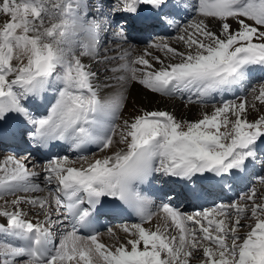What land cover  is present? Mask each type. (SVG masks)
Returning <instances> with one entry per match:
<instances>
[{
  "label": "snow or ice",
  "instance_id": "6c2138e0",
  "mask_svg": "<svg viewBox=\"0 0 264 264\" xmlns=\"http://www.w3.org/2000/svg\"><path fill=\"white\" fill-rule=\"evenodd\" d=\"M49 3L0 0V12L8 17L0 24V136L20 133L38 148L53 141L66 142L76 151L86 145H97L100 152L114 144L125 147L91 160L84 155L77 160L54 155L42 165L33 163L31 170L30 155L8 156L0 162V200L14 197L0 205V217L6 219V224L0 223V264H191L193 260L264 264V196L258 202L255 187L235 202L192 214L172 206L167 193L154 213L152 202L140 191V185L157 178H176L197 198L206 191L205 184L231 190L264 154V115L250 122L245 118L246 100H224L196 121L177 120L167 111H142L131 120L123 119L122 125L116 123L121 120L124 93L101 99L94 83L98 72L81 59L98 52L95 24L80 25L89 42L81 45L77 56L62 45L77 25L80 0H57L52 9ZM139 5L149 6L155 23L165 29L189 8L200 17L217 20L220 27L214 31L203 20L188 24L178 37L185 50L153 44L165 55L152 56V62L148 53L114 57L125 63L110 70L128 73L119 80L138 82L164 96L186 94L189 102L194 98L203 102L213 94L243 87L255 72L264 71V0H195L188 5L118 0L117 10L138 13ZM53 9L59 12V22L45 26V16L51 21L56 14ZM229 19L236 22L235 28ZM258 92L255 100L264 104V84ZM48 93L54 94L52 100ZM29 102L43 105L46 114H35ZM10 121L14 126L5 127ZM77 162L79 167L74 166ZM37 167L43 171V186L34 182L41 175ZM258 182L264 185V175ZM22 203L44 218L35 223L26 219ZM121 204L131 208L140 222L124 225L125 242L109 248L98 240L93 220ZM160 213L163 224L154 229L144 226ZM242 219L254 224H242ZM66 223L70 230L62 231L57 245L52 229ZM243 228L250 230L241 235ZM82 229L88 234H80Z\"/></svg>",
  "mask_w": 264,
  "mask_h": 264
},
{
  "label": "bare ground",
  "instance_id": "6f19581e",
  "mask_svg": "<svg viewBox=\"0 0 264 264\" xmlns=\"http://www.w3.org/2000/svg\"><path fill=\"white\" fill-rule=\"evenodd\" d=\"M101 1H102L103 4H105V6H108V7L103 8V6H100L99 7L101 9L100 15H104L105 16V14H110V15L113 14L116 17L119 16L118 15V10H117V7H116V5L118 3L117 1H116V3L108 1V0H101ZM193 1L194 0H170L169 2H173V3H177L178 2V3H181V4L188 5V4L193 3ZM87 4H90V6L98 5L96 0L95 1L89 0L87 2ZM48 7L51 8L52 5H50V3H49ZM73 7L76 8V5L74 4ZM139 7L142 10H147V9L150 8L147 5H139L138 8ZM53 11H54V9H53ZM181 13H182L184 19H187V21L189 20V18L191 16H193V13H194V15L196 14L190 8L188 9L187 12L181 11ZM91 14H90V8H88L86 6V4L84 3L83 0H80V6L78 8H76V16L78 17L77 25L72 31V34H74L75 37L73 39H69L68 43L63 45V47L65 49L71 48L75 52V54L77 56L80 55V52L82 50L81 49V45L84 44V43H88L89 42V37H88L87 33L84 32L82 30V28L80 27L81 24L87 26L88 24H93L94 23L95 26H97V23H98V27L100 29L101 26H102V23H103L104 29H103L102 33L103 32L104 33L101 35V38H103V40L106 39V38H107V40L110 39V38H116L118 40H121V42H119L116 46L115 45L114 46L110 45L111 48L110 47L107 48V47H104L105 46L104 42L103 41L100 42L101 40H98V38H97V49H98V52L94 53L91 56L81 57L82 61L86 65H90L92 67V70H93V68H97L99 73L104 75L101 78V80L99 81V86H97L101 99H104V98H106L109 95L115 94L118 91L124 93L125 101H124V107H123L122 112H121V120H118L116 123L122 125L123 119L131 120L135 115L140 114L142 111H167L170 114L174 115L177 119L179 118V120H180V118L182 119V117L187 116L188 114H193L194 109L200 107L199 105H196L195 102L194 103H190V102L189 103H183L181 100H177L178 98L170 99V98H168V97H166L164 95H161L159 93H153L150 90L144 88L138 82L131 81V80H119L118 77H121V76H125L126 77L128 75V73L123 71V70H118V71L113 72L110 69H112V68L119 69L120 66L125 63V61L121 60V59H113V58L114 57H120L125 52H130L132 54L134 53V55L136 57V53H137V55L139 53L138 49L136 50L137 46H135V49L132 48L131 46L134 45L133 40L138 41V40H141L142 37H140L141 35H138V36L134 35L133 31H129L128 34L126 33L127 37H125L123 35V33L122 34L120 33V32H123V30H121L119 28V25L115 26V28H116L115 30H117L115 32H118V34L116 35L115 32H112V29H114V28H112V24L114 25L116 23H114V22L111 23V21L109 22L107 18H105L104 21H103L101 17L90 16ZM54 16H57V12H56V14ZM125 17L129 18L130 15H128V13H125ZM125 17L123 16V19H125ZM7 19H8V17L5 20H7ZM140 20H142V18ZM213 21H214V19H213ZM179 22H180V20H179V16H178L176 18V24H174L171 27H168L166 29L163 27L162 31L166 32V33L177 31V29L179 27ZM215 23L217 24V22H215ZM206 24L212 25V23H209V22H207ZM217 25L219 26L220 24L218 23ZM232 25H234V23ZM108 27H109V29L106 30V28H108ZM100 30H102V28ZM97 34H98V32H97ZM104 35H106V36L103 37ZM130 39H132V40H130ZM148 39H149V37H146V40H148ZM152 39L153 40L151 41V43H154V42L157 43V38L156 37H152ZM125 44H127V45L125 46ZM101 47L102 48L104 47V49H101ZM146 53L145 52L143 53V51H142V53L140 55H144ZM132 54H131V56H132ZM131 58H134V57H131ZM146 58L150 59V61H151V57L149 55H146ZM97 61H99V63H97ZM137 67H140V66H137ZM106 69H108V71H105ZM96 81L97 80L94 81L95 84L98 83ZM106 85H110L111 87H106ZM245 85H247V83ZM240 89L241 88L236 87L231 92H225V94L227 95V94H231V93H234V92H238ZM46 95H47V99L48 100H52V97H53L54 94L53 93H48ZM33 106H36V105H33ZM203 107H205V106H203ZM35 114H37V115L46 114L45 110H44V107L42 106V110H38L37 109ZM11 122H13V121H11ZM0 123H3V122H0ZM114 140H116V141L119 140V134H117V136L114 137ZM55 143H56L55 147H56L57 150H62L61 152L66 151V152H68L70 154H74L75 153L74 150H72L70 148V146L66 142L55 141ZM64 144L66 145V147L61 146V145H64ZM92 146L96 147L97 150H98L97 145H92ZM261 146H264V144H261ZM123 147H125V146L124 145H120V144H114L108 150H106L104 152H100V154L95 155V157H103L104 155H109V154H111L112 151H114V150H116L118 148H123ZM96 151H92V152L88 153L85 156H87L89 158V160H91V159L94 158V155H92V153H95ZM29 155H30V160L28 161V165L31 164V169H32L33 163L40 164V162L37 160L39 158H42V156H40V154H39V151L30 152V153L28 152L26 155H21V157L17 158V159H24L25 157H29ZM8 156H12L11 152L5 154L2 157L0 156L1 157L0 158V162H2ZM74 158H77V157H74ZM69 159H70V157H69ZM43 163H45V162H42V164ZM74 166L79 167L80 166V162H77ZM251 169L252 168H250L248 176H247V178L244 181L237 182V183L234 184L236 186V188L238 187L241 190L246 184H248V185L250 184L249 177H250ZM35 170L40 172V173L42 172V168H40V167H37ZM40 177H42L41 180H40ZM174 179H176V178H174ZM156 180H160V179L157 178V179H154V180H152V181H150L148 183H145V184L141 185V186H143L142 194L145 195L152 202L150 204V210L152 212H154V213L158 212V207H159L161 201L163 200V199H161V193L164 192L165 190H167L166 188L168 187V186H166L165 183H161L160 181L156 182ZM34 182L41 183V185L43 186V175H40L39 177H36L34 179ZM232 191H233V189H232ZM46 194H47L46 192L45 193H34L33 195H31V197L40 196V195H46ZM236 194H237V190H236V192L233 191V195H236ZM214 198L215 197H212V198H210L208 200L201 201L202 206L205 205V207H203V208L200 207V209L201 210L205 209L207 207V204L211 203L210 201H212ZM181 200L182 199L180 197H176L173 200H171L170 202H171L172 206L177 208L179 211H181V212L184 211L183 213H185L187 208H191V207H193V205L197 206V203L194 202L193 200H189V201H184V200L181 201ZM2 204H4V200L0 201V205H2ZM26 208H27V210L23 211V213L25 214V218L26 219L32 220L35 223L37 218H39L41 220L44 218L43 215L37 217V216L31 214L32 213L31 211L37 210L36 208H33L31 205L28 204V206H26ZM11 210H13V209L10 208V211ZM196 211H199V210H196ZM163 215H164L163 213H160L159 215L154 216L152 222L151 223H146L144 226L146 228H153L154 229L157 224H163L164 223V221L162 219ZM133 218H134L133 220L127 221L126 224H123L121 226L115 227V225H114L113 227L110 226V228H107L106 230L99 231L98 232L99 233L98 239L100 240L101 243H104L105 245L107 244L106 246L110 247L109 242H111V240H110V238H108L105 235V231L108 232V229H113L114 231L112 233H110V234L114 235V237H116V239L119 240L122 237L121 234L122 233L125 234L122 231V227L124 225H131L133 223L140 222L139 218L136 215ZM0 223H5L6 224V219L0 217ZM122 223H124V222H122ZM56 228L58 229L57 231L59 232L60 235H58V236L54 235L53 239L55 240L54 243L58 245L59 237H61L62 231L66 230V229L70 230V225H67V223H66L64 227L56 226ZM116 228H118V229H116ZM173 234H175L174 230H173ZM82 235H84V234H82ZM14 243H19V242L18 241H14Z\"/></svg>",
  "mask_w": 264,
  "mask_h": 264
},
{
  "label": "rangeland",
  "instance_id": "374dc122",
  "mask_svg": "<svg viewBox=\"0 0 264 264\" xmlns=\"http://www.w3.org/2000/svg\"><path fill=\"white\" fill-rule=\"evenodd\" d=\"M83 1L86 4V6L88 8H90V14L92 13L90 16H95V17H102L103 16L104 19L105 18H108L110 16V14H105V16L104 15H100L101 9L99 7L100 6H103V8L108 7V6H105V4H103L101 0H96L98 5H94V6H90V4H87V2L89 0L88 1L87 0H83ZM93 1H95V0H93ZM108 1H111V2H114V3H116V1L118 2V0H108ZM56 2H57V0H51L50 5H53ZM194 2H195V0L193 1V3ZM116 7L118 8V3L116 5ZM54 11L57 12V16L52 17L51 21H49V17L48 16H45V26H50V23H52V22H55V23H58L59 22V19H60L59 12L57 10H54ZM118 15L119 16L120 15L125 16V12L118 10ZM6 18H7V16H5V14H3L2 12H0V24H3L6 21L5 20ZM120 18H122V17H120ZM179 20H180V22H179V27H178L177 31H173V32H169V33L161 32V33H159V34L156 35L157 43L156 42H154V43L148 42L147 43V42H143V41L133 40L134 45L131 46V47L135 49V46H137L136 47V50L138 49V52H139L138 55L136 53V56H139L142 53V51H143V53L144 52L145 53L147 52L148 54H150L149 55L150 57H152V56H161V57H163L165 55V53L163 51L158 50V49L152 47L153 44H159V43H168L169 45L177 48L178 50L184 51L185 50V45H184V43L182 41H179V39H178V37L182 34V32L180 30H182L183 28H185L188 24L193 23L194 21L203 20L205 24L207 22L212 23V25H210V24H207V25L212 30H214V31H218L219 30V27H220V25L219 26L217 25L219 23L217 20L214 19V21H213V18L200 17L198 14H195L194 15V13H193V16H191L189 18V20H188L189 22L187 21V19H180L179 18ZM108 21L109 22L111 21V23L113 22L112 20H108ZM215 22H217V24ZM228 23H230L231 25L234 23V25H232V26L234 28L236 27V22L234 20L229 19L228 20ZM115 26H116V24H114V25L112 24V28H114V29H112V32L117 31V30H115L116 29ZM101 28H102V30L98 31L97 38H98V40H101L100 42H102V41L104 42V44H105L104 47L109 48L110 45H112V46L115 45L116 46L119 42H121V40H118L116 38H110L108 40L106 38V39L103 40V38H101V35L104 33V32L102 33V31L104 29L103 23H102ZM107 29H109V27L106 28V30ZM115 33H116V35L118 34V32H115ZM120 33L121 34L123 33V35L125 37H127V34L125 35V32H120ZM105 36L106 35H104L103 37H105ZM74 37H75V35L71 33L69 35V37H68V40L69 39H73ZM151 41H152V39H151ZM126 45L127 44H125V46ZM62 47H63V45H62ZM104 47L103 48L101 47V49H104ZM131 57H135L134 53L132 54ZM13 62L15 63L16 61H13ZM150 62H152V61H150ZM155 66L156 67H159L160 65L156 64ZM93 71H97L98 72V79L96 81L98 83L96 85L99 86V81L101 80V78L104 75H102L101 73H99V71L97 70V68H93ZM261 84H264V71H257V72H255L252 75V78L247 83V85H244L242 87V90H240L239 92L231 93V94H227V95L225 93L224 94L223 93L213 94V96L208 97V98H205L203 102H197L195 100V98H194L193 99V102H190V103H194L195 102L196 105H199L200 107L194 109L193 114H188L187 116L182 117V119L180 118V120L196 121V120L202 119L204 113L211 114L216 107L221 106V102L224 101V100H233L236 103H239L241 100H246L247 101V103H246V109H247V111H246V114H245V118L248 121H250V122L251 121H254L259 116L264 115V104H262L259 101L255 100V96L259 94L258 89H259V87H260ZM250 88H256L257 89V92L254 93V92L250 91ZM166 97H168L170 99H172V98L173 99L178 98L177 100H181L183 103H189V101L187 99V95L184 96L183 98L179 94H177V96L175 95V96H172V97H169V96H166ZM203 106H205V107H203ZM230 118H233V117H230ZM177 120H179V118ZM221 130L223 131L224 129H221ZM258 143H261V142H258ZM0 151H1L0 152V156L1 157L4 156L5 154H7L8 152H11V154L13 156H15L16 158H20L21 157V154H14L10 149H8L7 147H4V146L3 147L0 146ZM20 153H23V151H21ZM97 154H100V151L99 150H97L95 153H92V155H97ZM64 155H67V156L69 155L68 157H70L71 160H77V158H74L75 156H73V155H70V154H67V153H61L60 154V156H64ZM38 161H40V159H38ZM40 162H42V161H40ZM28 166H30L29 169H31V165L29 164ZM41 175H43V172L41 173ZM260 175H264V154H261L260 155V158L255 163V167L252 169V171H250V177H249L250 184L249 185L246 184L241 190H239V192L236 195V198L235 199H223V200H220L219 199V200L214 201L213 203L211 202L212 204H209L208 203L206 208H211L214 204H219L218 202H221V203H224V204H229L230 202H235V201L238 200V198L240 196H242V195H244L245 193L248 192L249 187L250 188L251 187H255L257 189V193H258V195H257V201L259 202L260 201V197L264 196V185H260L259 182H258V176H260ZM41 179H42V177H40V180ZM33 194L34 193H27V194L20 193L19 195H21V196L27 195L28 197H31V195H33ZM13 198L14 197H12V196H6V197H4V200H11ZM0 201H3V200H0ZM26 206H28L27 203H22L20 205V209L22 211L27 210ZM10 208H12L11 205H9V210H10ZM196 210L202 211L200 208L191 207V208H187V210L185 211V214L195 213V212H197ZM31 212H32L31 214L35 215V213L37 212V210H33ZM247 215L250 216V213H248ZM233 219H235V216L234 215H233ZM127 221H129V220H119V221H116V224H114V225H115V227H118V226H121L123 224H126ZM122 222H124V223H122ZM241 223L242 224H254V220H251V219H242L241 220ZM116 229H118V228H116ZM57 230L58 229L56 227L52 229L53 233L54 234H57V236H58L60 234H59V232ZM249 230L250 229H248V228H243V229L240 230V234L241 235H244V233H246ZM113 231L114 230L112 229V232ZM105 235L108 238H110V240H111V242H109V244H110V247L109 248H114V246H116V245H118L120 243H124L125 242V239H126V235L123 234V233L121 234L122 235V237L120 238L121 240L120 239L119 240L116 239V237H114V235H111L109 233V231L108 232L105 231ZM59 240H60V237H59ZM198 255H199V253H198ZM191 264H199V261L193 260L191 262Z\"/></svg>",
  "mask_w": 264,
  "mask_h": 264
}]
</instances>
